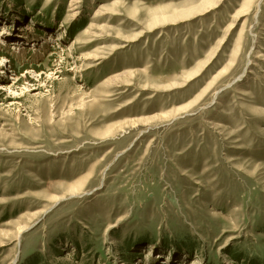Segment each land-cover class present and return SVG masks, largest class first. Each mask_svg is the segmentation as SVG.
I'll use <instances>...</instances> for the list:
<instances>
[{
	"label": "rangeland",
	"instance_id": "1",
	"mask_svg": "<svg viewBox=\"0 0 264 264\" xmlns=\"http://www.w3.org/2000/svg\"><path fill=\"white\" fill-rule=\"evenodd\" d=\"M33 260L264 264V0H0V264Z\"/></svg>",
	"mask_w": 264,
	"mask_h": 264
},
{
	"label": "bare ground",
	"instance_id": "2",
	"mask_svg": "<svg viewBox=\"0 0 264 264\" xmlns=\"http://www.w3.org/2000/svg\"><path fill=\"white\" fill-rule=\"evenodd\" d=\"M73 2V1H72ZM77 15V14H76ZM252 35V34H251ZM87 66H83V65H81V64H79V65H75V66H73L72 68H69L70 70H73V69H76V71L77 72H82V71H85V70H87ZM186 107H183L182 109H185ZM175 113V112H174ZM78 186L76 185V186H74V188L72 189V191L75 189L76 190V188H77ZM22 230H24V228H19V233L22 231Z\"/></svg>",
	"mask_w": 264,
	"mask_h": 264
},
{
	"label": "trees",
	"instance_id": "3",
	"mask_svg": "<svg viewBox=\"0 0 264 264\" xmlns=\"http://www.w3.org/2000/svg\"><path fill=\"white\" fill-rule=\"evenodd\" d=\"M31 264V263H30ZM32 264H37V260H33Z\"/></svg>",
	"mask_w": 264,
	"mask_h": 264
}]
</instances>
